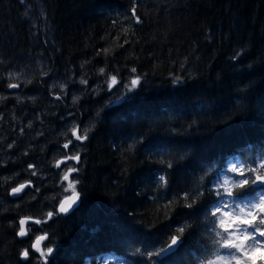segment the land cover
I'll list each match as a JSON object with an SVG mask.
<instances>
[{"label":"trees","instance_id":"obj_1","mask_svg":"<svg viewBox=\"0 0 264 264\" xmlns=\"http://www.w3.org/2000/svg\"><path fill=\"white\" fill-rule=\"evenodd\" d=\"M10 72L32 83L11 92ZM109 75L120 81L112 91L70 88L80 96L72 106L51 90ZM134 76L141 84L129 92L123 85ZM0 95L7 97L0 101V264H43L30 244L45 232L43 246L54 248L49 264H201L219 239L211 216L217 183L239 178L230 164L254 167L264 157V0H0ZM70 108L71 123L92 130L66 152ZM73 149L81 156L73 174L80 199L62 216L54 210L64 183L53 164ZM25 180L34 187L11 199ZM198 191L194 208L183 207L184 193ZM234 192L235 201L251 200L264 186ZM26 216L42 223L19 240ZM185 224L173 253L148 258ZM23 248L28 261L19 257Z\"/></svg>","mask_w":264,"mask_h":264},{"label":"snow or ice","instance_id":"obj_2","mask_svg":"<svg viewBox=\"0 0 264 264\" xmlns=\"http://www.w3.org/2000/svg\"><path fill=\"white\" fill-rule=\"evenodd\" d=\"M132 17L134 18V22L139 24L141 20L138 16H136V10L133 8L131 10ZM130 31V28L124 29V32L127 33ZM127 43V41H125ZM123 46V45H121ZM110 49H104V52H109ZM239 53L235 58H238ZM83 67V64L81 65ZM100 75L105 74V69L102 67L99 70ZM137 69L135 67L131 68L132 73H136ZM19 73L10 72L8 74V78L10 81L8 84L9 89H17L20 87L21 83L31 84V80L22 81L20 79ZM43 75H47V73H43ZM180 78L177 77L173 81L174 83L179 82ZM107 84V90L112 91L117 85L120 84V81L117 78V75H109L104 81ZM79 83L81 85H87L88 80L81 77L79 79ZM141 84V78L139 76H134L130 78V83L124 84L123 87L127 89V91L131 92L136 89ZM53 87H59L61 92L64 95H67L66 91H64L67 87L66 84L53 85ZM96 91V89H93ZM6 96L0 95V101L6 99ZM57 100L61 99L60 95L55 97ZM21 97L17 96V100L19 101ZM29 99H35V97H29ZM80 100V96H73L72 103L75 105ZM99 115V113H97ZM3 119V116L0 115V120ZM15 119V117H13ZM28 127H31V122H29ZM94 127V125H93ZM92 129L89 127L81 130L80 126L73 122L72 126L68 129L67 132H62L61 135L68 137V133H71V138L67 139V142L63 143L62 148L67 152L70 149V146L74 144V141H79L81 144L88 139V133ZM21 133H23V128L20 129ZM8 148H12L13 144H8ZM74 154H66L62 156L60 159L54 160L53 166L57 169H61L62 165H67L65 169L62 170L61 182H66V187L63 188L65 193H71L70 195L65 196L60 202L58 209L54 211L67 214L73 206H75L79 199L80 193L77 191V184L79 183L78 179L73 178V174L78 173L79 169L74 164H68L69 161H74L75 164H79L81 161V156L78 151H75ZM27 155V152H25ZM262 162L258 164L257 167L249 166L247 169L243 167H237L235 164L229 169L230 172L236 173L238 176L242 177L239 181H232L227 176L224 177L222 183H217L216 185V196L217 203L213 206L211 211V216L215 217L216 220L212 221L214 224L213 231L215 232V236L219 237V239H213L212 244L215 247L212 252L213 258H208L201 262V264H264V196H261L258 203L248 202L244 204L236 203L235 197L236 193L235 189H245L250 187L251 185H264V157L261 158ZM168 167H172L171 163H169ZM35 168V165L29 164L28 169L26 171L32 170ZM18 174V173H17ZM251 174V175H249ZM31 176H36L37 171H30ZM5 181L11 179V177H3ZM203 179V178H202ZM158 183L161 186L167 185V180L164 175H160L158 179ZM34 187L31 180H25L24 182L18 183L16 186L10 189L8 193L12 197H19L21 193L25 191L27 188ZM38 191V189H37ZM207 191L211 192L212 189H207ZM203 196L202 191H198L193 195L192 193L185 192L183 197L184 203L183 207L187 209H193L196 201ZM191 197V199H190ZM232 198V199H229ZM35 199V197H33ZM178 203V200L174 199L173 201L165 204V215L167 216L168 211L171 210L173 204ZM235 204V209H238V212L235 211L232 205ZM19 206V205H17ZM223 209H228L227 211H223ZM7 211V209H5ZM54 211L47 212V219H51L54 215ZM34 224H41V219H33L30 216L21 217L18 221V231L16 235L20 238L27 237L31 229L28 226L29 222ZM44 223L47 220L43 221ZM245 226V227H241ZM188 227L187 224L183 226H178L176 228V234L170 236V240L166 241V246L162 245L158 251H151L147 253L149 259L152 257H159L162 254L167 253L169 250L179 247L182 237L185 233V229ZM221 229L222 231H216V228ZM251 229V231H249ZM227 233V235H224ZM48 239V234L45 232L42 235L35 236V240L31 243L30 248L32 252L39 254V259L43 261V264H49L48 258L51 257L54 253V248L51 246H42L43 242ZM220 249L227 250L225 254H221ZM19 257L23 261H28L30 259V250L29 248H23Z\"/></svg>","mask_w":264,"mask_h":264},{"label":"rangeland","instance_id":"obj_3","mask_svg":"<svg viewBox=\"0 0 264 264\" xmlns=\"http://www.w3.org/2000/svg\"><path fill=\"white\" fill-rule=\"evenodd\" d=\"M81 78V77H80ZM105 81V80H104ZM78 83H79V80L77 81ZM78 83H75V84H73L72 83V85H67V87H66V89L64 90V91H66V93H67V95H64V93L63 92H61V90L59 89V87H52L51 88V90L52 89H56L57 91H60V96L61 97H63V99H67V101H69V106H72V97L74 96V95H69L70 94V88L72 89V91L76 94H81L82 93V91L85 89V87H87L88 89H90V90H92L93 91V89H96V91L97 90H99V87H103V85H104V87H105V89H107V84L104 82V83H97V84H93V85H81L80 83L78 84ZM59 84H65V83H62V82H55V83H53V85H59ZM81 87V88H80ZM93 92H95V91H93ZM76 94V95H77ZM118 93L117 92H115L113 95V97H112V99H120L121 97L120 96H116ZM67 108H68V106H67ZM72 108V107H71ZM71 108L70 109H67V113L65 114V118H64V122H66L67 123V125H69L70 127L72 126V123H71V121H70V119H71V117H73L72 116V114L70 113V111H71ZM65 112V111H64ZM64 116V115H63ZM68 126V127H69ZM81 128V127H80ZM81 130H83V128L81 129ZM260 162H262V160H260V161H258L257 162V164L254 166V167H257L258 166V164L260 163ZM74 163V161L73 162H71V163H68V164H73ZM233 164H235L238 168L239 167H243V168H245V169H247L248 167H244V166H242L239 162H235V163H232V164H230L229 166H228V171H229V169L232 167V165ZM67 167V165H63V166H61V170H60V174H61V176H62V170L63 169H65ZM261 171H264V169H262ZM229 173H232V172H230L229 171ZM233 174H236V173H233ZM249 175H251V174H249ZM228 177V176H227ZM239 178H237V179H234V178H232V177H228L230 180H232V181H239L242 177H240V176H238ZM223 179H224V177H223ZM222 182H223V180H222ZM221 182V183H222ZM64 187H66V182H64ZM67 194H70V192L69 193H65V195H67ZM64 195V196H65ZM261 196H264V194H262V193H257V195H256V197L255 198H253V199H251V200H238V201H235L236 203H240L241 205L242 204H244V203H248V202H254V203H258L259 202V199H260V197ZM229 199H232V198H229ZM232 207H233V209L235 210V211H237L238 212V209H235V204H233L232 205ZM228 209H223V211H227ZM242 228L243 227H245V226H241ZM221 230V229H220ZM222 231V230H221ZM249 231H251V229H249ZM224 235H227V233H224ZM34 239V237L32 238V240ZM226 253V252H225ZM224 253V254H225ZM108 264H117L115 261H111V262H109Z\"/></svg>","mask_w":264,"mask_h":264},{"label":"water","instance_id":"obj_4","mask_svg":"<svg viewBox=\"0 0 264 264\" xmlns=\"http://www.w3.org/2000/svg\"><path fill=\"white\" fill-rule=\"evenodd\" d=\"M11 92L12 91H15V90H17V89H9ZM262 186H264V185H253V187H255V188H259V187H262ZM28 189V188H27ZM27 189H25V191L23 192V193H21L20 194V196L19 197H12V196H10L9 195V197L11 198V199H13V200H17V199H19L25 192H26V190ZM70 195V194H69ZM64 198V197H63ZM62 198V199H63ZM61 199V200H62ZM60 200V201H61ZM59 201V202H60ZM78 205H79V201H78V203L75 205V206H73V209H71L70 211H69V213H67V214H61V213H58L57 212V214L58 215H62V216H65V215H68V214H70L73 210H75L77 207H78ZM58 207H59V203L57 204V207H56V209H58ZM19 221V220H18ZM32 225H37V224H34V223H32L31 221L29 222V224H28V226L27 227H30V226H32ZM19 238V240H26L27 238H28V236L27 237H24V238H20V237H18ZM35 240V239H34ZM33 240V241H34ZM32 241V242H33ZM46 241H44L43 242V244L45 243ZM43 246V245H42ZM177 249V247H175V248H173V249H171V250H169L167 253H165V254H162L161 256H159L158 258L160 259V258H163V257H165V256H167V255H170L171 253H173L175 250ZM34 253V252H33Z\"/></svg>","mask_w":264,"mask_h":264},{"label":"flooded vegetation","instance_id":"obj_5","mask_svg":"<svg viewBox=\"0 0 264 264\" xmlns=\"http://www.w3.org/2000/svg\"><path fill=\"white\" fill-rule=\"evenodd\" d=\"M71 162H73V161H69L68 163H71ZM74 164V163H73ZM63 166V165H62Z\"/></svg>","mask_w":264,"mask_h":264},{"label":"bare ground","instance_id":"obj_6","mask_svg":"<svg viewBox=\"0 0 264 264\" xmlns=\"http://www.w3.org/2000/svg\"><path fill=\"white\" fill-rule=\"evenodd\" d=\"M62 123H63V122H62ZM33 240H34V239H33ZM33 240H31V243H32ZM30 245H31V244H30Z\"/></svg>","mask_w":264,"mask_h":264}]
</instances>
